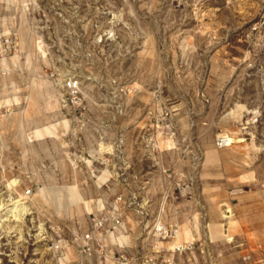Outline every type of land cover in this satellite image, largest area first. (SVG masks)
I'll use <instances>...</instances> for the list:
<instances>
[{"label": "rangeland", "instance_id": "374dc122", "mask_svg": "<svg viewBox=\"0 0 264 264\" xmlns=\"http://www.w3.org/2000/svg\"><path fill=\"white\" fill-rule=\"evenodd\" d=\"M5 38L6 177L33 184L34 195L42 184H75L88 200L57 210L34 198L36 215L13 227L26 232L34 219L44 237L12 244L24 264H111L81 253L75 239L92 214L113 205V171L134 166L161 173L164 188L180 177L190 189L147 196L151 215L136 211L145 196L123 197L127 230L107 237L111 247L118 237L145 253L148 222L159 216L178 225L184 247L163 242L159 262L264 264V0H0V45ZM67 77L80 83L73 103L58 83ZM165 108L182 135L159 142V134L152 149L147 141ZM50 124L52 134L31 135ZM222 133L241 141L218 148Z\"/></svg>", "mask_w": 264, "mask_h": 264}, {"label": "built area", "instance_id": "2783aa9c", "mask_svg": "<svg viewBox=\"0 0 264 264\" xmlns=\"http://www.w3.org/2000/svg\"><path fill=\"white\" fill-rule=\"evenodd\" d=\"M5 38V41L0 45V60L5 58L7 49L10 47V41ZM53 78H57L55 73H51ZM58 83L61 88L67 94L70 102H76L79 98V81L75 77H67L58 79ZM172 109L165 108L161 111L160 116L163 124H157L155 133L151 132L148 138V144L150 148L154 149L158 146L157 135L162 134L168 137H173L175 134L174 124L171 122ZM9 114V108L0 111V120L4 121ZM256 116H252L249 121L254 122ZM160 130V131H159ZM158 133V134H156ZM124 136L120 135L116 140V143L120 146L125 140ZM232 143L230 141V135L228 133H222L216 137L215 145L218 148L229 146ZM37 164H40L39 161ZM39 167V166H38ZM5 164L2 162L0 157V264H3L4 260L14 262L15 264H24V259L21 256V252L14 253L12 244H23L28 241L40 242L42 240L41 227L36 221H31V225L28 227L26 232L14 231L13 227L18 225H25V219L28 216H35L39 210V206L36 204L34 199V187L33 184H22L20 176L12 177L8 179L5 173ZM16 179V182L10 186V181ZM124 186H131V181H124ZM190 189L189 182H185L180 179H173L165 186L163 190L164 197H168L172 192L180 196L186 194ZM173 190V191H172ZM117 197L114 200L113 205L105 212L99 214H92L91 223L89 227L81 234L80 237L75 240H80V252L85 255L95 253L101 261L106 258H110L111 264H170L169 261L161 259L159 257L163 255L166 247L163 242H168L174 239L178 232V225L176 223H165L159 216H155L149 221L150 225V243L145 253H140L133 246L126 242L118 243L117 247L110 246L107 243V234H114L119 232H126V218L127 216L123 213V209L126 206L125 196H138L136 191H128V193L121 191L117 193ZM22 205H26V211L22 213ZM136 211L143 213L144 209L146 214L151 215V204L150 199L146 197L144 202H137L135 205ZM16 212V213H14ZM141 213V214H142ZM19 218H17V217ZM12 226V228H10ZM57 243H54V252L58 251ZM184 247L176 246L175 251L181 250ZM66 251L63 246L59 249L58 259L63 261L66 257ZM141 254V258H140ZM103 259V260H102Z\"/></svg>", "mask_w": 264, "mask_h": 264}, {"label": "bare ground", "instance_id": "6f19581e", "mask_svg": "<svg viewBox=\"0 0 264 264\" xmlns=\"http://www.w3.org/2000/svg\"><path fill=\"white\" fill-rule=\"evenodd\" d=\"M41 51V46H38ZM64 124H66V121H64ZM55 125L50 124V125H42L41 127H36L32 131V136L35 137H42L45 134H52L54 131ZM31 136V137H32ZM230 141L236 143L241 141L237 136L232 135L230 136ZM106 171H104L101 175L98 176L99 181H103L106 177ZM16 182V179H13L10 181V186ZM34 198H37L45 203H53L56 207V209H60L63 206H70V205H79L83 203L86 207H88V200H86L81 192L78 189V186L75 184L72 185H63V186H58V185H46L42 184L38 187L37 193L34 195ZM24 211H26V205H22L21 207ZM16 213V212H14ZM17 217V216H16ZM19 218V217H17ZM183 237L186 238L187 240H190L191 238V233L189 230H184L183 231ZM179 239V233L177 232V235L175 237V243L173 245V248L176 246L183 247V245L178 244L177 241Z\"/></svg>", "mask_w": 264, "mask_h": 264}, {"label": "crops", "instance_id": "0c3cea01", "mask_svg": "<svg viewBox=\"0 0 264 264\" xmlns=\"http://www.w3.org/2000/svg\"><path fill=\"white\" fill-rule=\"evenodd\" d=\"M174 130L177 133V136L182 135L181 134V127L178 124H174ZM164 137V138H163ZM167 137V138H165ZM172 139V137H170ZM168 136L163 135L161 137L162 142H166L169 140ZM173 140V139H172ZM114 173V180L116 182L114 184H117L116 189L117 192L124 191L128 193V191H136L138 196H152L159 192V194L164 190V186L161 182L162 174L155 172L152 170H146L142 171L138 166H134L133 169H124L119 171H113ZM124 181H131V186H124ZM110 236V234H107V237ZM118 243L120 242V239L116 237L113 241V246L117 247Z\"/></svg>", "mask_w": 264, "mask_h": 264}]
</instances>
